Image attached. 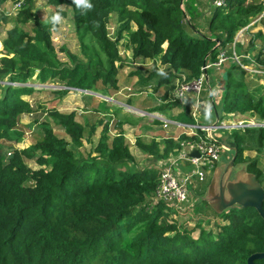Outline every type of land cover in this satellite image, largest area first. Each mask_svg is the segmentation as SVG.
Returning <instances> with one entry per match:
<instances>
[{"label":"trees","instance_id":"trees-1","mask_svg":"<svg viewBox=\"0 0 264 264\" xmlns=\"http://www.w3.org/2000/svg\"><path fill=\"white\" fill-rule=\"evenodd\" d=\"M40 1L55 8L53 14L61 6L70 7L83 52L90 49L85 45L89 39L104 56L96 51L85 63L67 46L57 49L50 23L53 14L48 23L43 21L36 12ZM7 3L11 8L3 10ZM18 3L20 10L13 12ZM92 3L93 9L85 15L72 0H0L4 54L0 59V264H249L251 256L264 253V218L258 211L253 207L231 209L218 216L224 224L210 228L202 227L200 220L195 229L169 220L166 205L152 206L151 201L160 171L128 169L135 159L123 133L110 137L106 126L94 145L95 126L89 124L87 129L75 112L53 108L46 114L68 138L46 124L43 137L31 147L3 151L5 142L19 143L24 137L19 128L22 117L43 107L35 108L29 99L37 92L63 97L70 89L98 93L99 84L118 89L122 63L118 43L123 37L113 40L109 35L113 14L128 35L134 58L151 59L165 67L164 75L157 70L161 86L183 77L196 80L211 66L209 73L221 50H228L241 30L264 15V0H226L224 8H214L212 19L202 29L188 21L184 0ZM61 15L66 17L65 11ZM235 52L254 55L256 63L264 64V32L255 36L246 51L236 43ZM60 54L69 63L61 61ZM247 75L234 61L222 80L224 110L264 121V82ZM54 82L63 89L31 85ZM155 111L163 112V107ZM249 127L230 133L237 163L247 160L246 152L264 151V127ZM188 140L197 138L164 141V156L176 154L174 149ZM84 141L94 145L88 154L80 152ZM137 146L144 154L163 158L161 144L155 140L145 143L139 139ZM29 161L39 169H32ZM248 172L264 187L258 158L250 162ZM199 228L196 238L193 232ZM256 263L264 264V259Z\"/></svg>","mask_w":264,"mask_h":264},{"label":"crops","instance_id":"crops-1","mask_svg":"<svg viewBox=\"0 0 264 264\" xmlns=\"http://www.w3.org/2000/svg\"><path fill=\"white\" fill-rule=\"evenodd\" d=\"M214 0H184L183 9L186 10L188 21L193 20L194 22L202 25V29L206 26V23L210 21L213 17L214 13ZM9 6H12L11 3H7L4 5L3 9L8 10ZM61 9V8H60ZM66 13V12H65ZM264 15H262L260 18L255 19L244 31L243 35H247V31L250 29H254L258 27L259 23L263 21ZM208 25V24H207ZM133 30H136V27L133 26ZM236 44V39H235ZM234 44V46H235ZM243 46V50L246 51L249 47V44H239ZM167 45L164 47L166 48ZM61 48V47H60ZM132 48V46H131ZM133 53V48H132ZM4 56L3 54V44L0 40V59ZM250 56V57H249ZM249 56L243 55L240 56L245 59V61H242L245 65H250L252 61H255L253 58H251V54ZM59 58L61 61L67 63L61 55H59ZM131 58H134V56H131ZM135 59V58H134ZM139 61L144 62H152L154 60L151 59H138ZM233 60H229L225 63L224 67L218 68V67H212L210 70H214L213 77L210 76V73H208L206 78V86L208 88V85L214 84L215 89L213 90L210 86L208 89H210L212 92H217V102L219 104L214 103V96L211 93H208L206 90H204L199 97L197 95H192L187 99L186 104H179L177 106H170L171 104L168 103V97L170 93L172 92L171 88L177 83V79L171 84H163V99L162 97L156 98L158 103L160 105H154L155 101H153V105L151 106L148 104V101L152 99L153 93L150 90V87L153 84V79H151L150 76H148L147 73H144L143 75H137L134 78H127L124 74L127 70V67L122 68L123 73H119L118 79V89H114L110 95L104 96L103 94L96 93L95 95H101L103 99L100 97H95L96 102V108H99L94 114L95 121L93 123H97V128L99 125H101L102 131L105 129L103 127L105 126H113L114 132L116 133L115 136H117L120 133H123L127 141L131 144H136V138H134V134H139V137L144 141L145 143H150L151 141H157L161 144L160 150L161 155H163V160L166 161V165L163 166L164 168L167 167L169 161L175 157L178 156L181 153V146L179 149H174L176 151V154L171 153L169 154L168 158L164 155L165 145L164 141L166 140H173L177 143L180 142V139L184 136L189 137L190 129L189 126L193 125H209L212 123H215L217 120H220V123H225L232 126H238L234 129H241L246 128L248 125L244 123V121L239 122L242 117H245L240 114H232L227 113L224 110L225 105L223 104L224 98H222V95L224 91L221 93H218L220 89H224V83L221 84V80L227 76L228 71L231 69L232 65L234 64ZM165 67H163L164 70ZM123 77V79H122ZM126 81V83H121ZM255 81V79H252ZM129 82V84L127 83ZM223 82V81H222ZM131 84H138V88H141L140 96L136 99L133 98L132 95H128L127 97L122 96V89H125L126 87L122 88V86L130 85ZM129 89V88H128ZM72 91H70L67 95H70ZM82 94V93H80ZM36 95V94H35ZM94 96V94H90ZM34 96V95H33ZM32 96V97H33ZM143 96L146 98L143 101ZM110 99V103H113L116 105V108L111 107L109 109V102L105 99ZM132 98V99H131ZM57 99H60V96H57ZM126 99V101H124ZM212 100V102H211ZM32 102H35V100L31 99ZM37 104V102H35ZM108 103V104H106ZM156 106V107H155ZM158 107H163V112L155 111ZM198 107V112L196 114V117L194 116L195 108ZM76 110V109H74ZM60 111V110H59ZM61 112V111H60ZM169 115L168 117L166 115ZM162 116L164 120L172 121L175 124H169L167 127H165L164 123L159 121L153 116ZM231 117V120H226V116ZM247 115V114H245ZM107 118V119H106ZM109 118V119H108ZM189 119L195 120V123H189ZM240 125H238L239 123ZM92 120H89V124H93ZM233 129H224L220 130L216 133V135L219 136V140L221 143H223L224 146H226L225 150H222V159L219 163H216L212 169H205L206 176L203 181H200L197 177H194L189 184V202L186 204H183L180 208L172 206L168 203H164L167 209V212L169 213V220L173 221L176 220L177 216L186 218H193V216L199 215V219L201 222V226H208L212 227L213 225H222L224 224V221H220L221 218L218 217L221 214L220 213L224 211V209L234 200L237 198L240 194L243 192L250 190V189H257L253 181L249 179L247 174L244 175L242 170L239 169V178L236 180H232L231 178H227V176L223 175L226 174V172H230L228 169L230 166V161L235 155V150L233 145L231 144V131ZM110 135V131H109ZM133 135V139H129V136ZM113 136V137H115ZM110 137H112L110 135ZM140 139V140H141ZM163 141V144L161 143ZM197 141V140H196ZM137 145V144H136ZM138 150V154L133 152V148L131 146V153L135 160H138L143 157L142 161L145 160V155L140 149ZM150 157H153L151 155H148ZM239 164L237 163V166ZM236 166V164H235ZM163 168V170H164ZM193 167L190 163L186 162L183 163L180 168L177 171H174L175 176H187L192 170ZM140 170V169H138ZM161 174V172H160ZM233 185H235L233 187ZM152 204L154 202V198L151 199ZM157 205V204H156ZM153 206V205H152ZM166 210V208H165ZM217 215V217L215 216ZM192 222V221H189ZM188 222V223H189Z\"/></svg>","mask_w":264,"mask_h":264},{"label":"rangeland","instance_id":"rangeland-1","mask_svg":"<svg viewBox=\"0 0 264 264\" xmlns=\"http://www.w3.org/2000/svg\"><path fill=\"white\" fill-rule=\"evenodd\" d=\"M10 8H11V6H9L8 9H10ZM60 8H63V11L66 12V17L63 18L62 24L59 25L58 30L55 31L53 34V40H54V44H55L56 48L59 49L62 46H67L73 53H75L85 63H88V61H89L88 57L92 58L93 53L96 51L101 55V57H103L104 55L100 51V48L96 44H94L93 41H91L89 39L85 40L87 43L85 45L87 47L90 46V49L87 50V53H84L86 51L83 52L84 47L82 48L81 42H80V40L76 34V31H75L73 10L68 6H61ZM5 9H3V10H5ZM17 11H15V12H17ZM36 12L43 21L48 23L50 16L55 12V8L50 7L44 1H40L36 6ZM121 27H122V25L119 21L118 15L113 14L111 16V21H110L109 28H108L109 29V35H110L111 39H113V40L118 39L119 35H122V37H123L122 40L118 43V45H119L118 48H119L120 56L122 59V63H121V65H119V66H121L119 73H123L122 68H125V67H127V70L124 74L126 75L127 78H134L135 76H137L139 74L143 75L144 73H147L148 76H150L151 79H153V84L150 87V90L153 93L152 94L153 97H152V99H150V101H148V104L151 106L156 105V103H157V105H160L158 103V101L156 100V98L162 97L163 86L158 85L160 77H158L159 75L157 73H159V72H157V70L161 71V69H163V67L158 62H155V61H153L152 64H150V62H144L141 60L139 61L138 60L139 58L138 59L131 58V56H133V53H132L131 45L129 43V38H128V35L126 32L123 33L121 31ZM245 30H247V29L245 28V29L241 30L238 33V35L236 36L235 39H236L237 44L244 43L247 45L255 38V36L259 32H261V31L264 32V19H263V21H261L259 23L258 27L254 28V29H250L249 31H247V35L244 36L243 33ZM258 47L261 48L262 46L259 45ZM225 52H226L227 56L232 57L233 53L235 52L234 44ZM60 55H61V57H63V59H65L67 61V63H69L66 55H64V54H60ZM252 58L254 59V55L252 56ZM243 59L244 58H242L240 56H238V58H237L238 62H241V63H242ZM252 63H254V64L245 65L242 63V65H243L242 68L243 69L245 68L244 70L251 72V73H248L247 77L249 79H255V81H258V83L264 82V77L260 78L258 76H255L254 74H252V73H257V71L262 70V69H260V70L254 69V66H257V65L264 66V64L256 63L255 61H252ZM209 73H210V76L213 77L214 70H210ZM257 75L262 76V75H264V73H262V74L257 73ZM122 79H123V77H122ZM121 83L122 84L126 83V81L123 80V82H121ZM127 83L129 84V82H127ZM221 84H223L222 80H221ZM31 85H34L36 88H39V89H47V90H49V89H55V90L61 89L62 90L63 89V87H61L57 82L47 83L44 85H41L39 83H35V84L31 83ZM210 86L212 87L213 90L215 89L214 84L211 83ZM210 86L208 85V88ZM124 87H126V88L122 89V91H121L122 96L127 97L128 95H132L133 93H135L133 95L134 99H136L140 96V93H141L140 89L141 88H138V84H131L130 83V85L122 86V88H124ZM208 88L206 87L205 90L207 92L209 91L208 93H211L212 91ZM97 89H98L99 94H104V92H107V95H104L105 97L110 95L111 92L114 90V89H106L103 84H99ZM70 91H72L70 93V95L60 97V99H57V95H53L49 91L37 92L36 95L29 98L30 100L33 99V100H35V102H37L35 108L40 106V105H43V107L40 108V110H38L39 109L38 108L37 109L38 111H36L33 115L27 114V115H24L22 117L20 124H19V128L22 132H24V137L19 141V143L5 142L3 144V147H4L3 151L7 154L11 150H13V148L27 149V148L31 147L32 145H34L36 142H38L43 137L44 126L46 124L51 125L54 128V130H56L57 135H59L60 137L68 138L66 136V134L64 133V131L62 129L56 128L54 126L52 120L47 116L46 113H47L48 109L57 108L62 113H66V114L75 112L77 114L78 121L82 125H85L88 129L89 120H92V123L95 121L94 114H96L97 110L99 109V108H96L97 107L96 106L97 101L95 100V97H100L101 99H103V97L101 95L97 96V95H95L96 94L95 92H90V91L81 92V91L76 90V89H70ZM222 91H224V89L221 88L218 93H221ZM80 93H82V94H80ZM215 93H217V92L211 93L214 96V103L219 104V102H217V100H218L216 97L217 94H215ZM222 93H223L222 98H224L225 92H222ZM90 94H94V96H92ZM145 98L146 97L143 96V101ZM153 99L156 100L154 105L152 104L154 101ZM105 100H107L109 102V109L111 107H113V108L117 107L113 103H110V99L106 98ZM124 101H126V99ZM211 102H212V100H211ZM106 104H108V103H106ZM74 109H76V110H74ZM166 116L168 117L169 115L167 114ZM243 116H245V117H242V119L239 122L244 121V123L246 125L250 126L249 128L264 127V121H261V120L257 119L256 117L251 116L250 114L243 115ZM153 117H155L159 121L163 122L162 116L156 115ZM231 119L232 118L229 117L228 115L226 116V120H231ZM96 124L95 123L91 124V125L95 126V128H96V132L93 135V139H92L94 145L98 144V142L101 138L102 132H103L101 129L102 126L99 125L97 128ZM238 125H240V123ZM248 126H247V128H248ZM103 128H106V126ZM107 128L110 131V135L112 137L116 135V133L114 132L113 126H111V127L107 126ZM134 138H136V140L141 139L139 137V134H134ZM129 139H133V135H130ZM161 143L163 144V141ZM129 144H130V147L132 146L133 152L138 154L139 152L137 149H139V147L136 145L137 141H136V144L135 143H133V144L129 143ZM94 145H89L86 141H84L83 147L80 148V152L82 154H88ZM262 152L260 154H258L256 152H246L244 154V157L247 158V160H245L244 162H239L238 168L242 171L247 170L250 162L253 161V159L258 158L259 163H260V167L264 170V151H262ZM142 159H143V157L138 159V160H135L133 163H131L128 166V169H130V170H138V169H140V170H154V169H156L162 173L163 168H164L163 166L166 165V161H164L162 157L157 158L156 156L150 157L148 155H145V160L142 161ZM28 163L32 169H35V170L39 169V166L35 162L29 161ZM157 204H159V203H157ZM183 216L184 217H180V216L176 215L177 220H179L181 225L187 224L189 221H192V222H189L187 225L189 227H191L192 229H195L196 227H198L197 222L200 220L199 217H196L194 215L192 220H191V218H189V217L186 218L185 215H183ZM220 221H222V219ZM204 228H210V227L204 226ZM200 233H201V230L199 228L195 232H193V236L196 238H199Z\"/></svg>","mask_w":264,"mask_h":264},{"label":"built area","instance_id":"built-area-1","mask_svg":"<svg viewBox=\"0 0 264 264\" xmlns=\"http://www.w3.org/2000/svg\"><path fill=\"white\" fill-rule=\"evenodd\" d=\"M214 8H224L226 6V0H214ZM21 8V3L16 4L13 7V12ZM227 50H221V53L218 57L217 63L213 66L222 68L226 62L229 60L236 61L241 67H243L241 62H238V55L234 52L232 57L227 56ZM244 64V63H243ZM254 64V63H251ZM211 66L205 68L209 69ZM264 66H254V69L260 70L257 73H264ZM204 69V70H205ZM245 69V68H244ZM246 71V70H245ZM247 73H251L246 71ZM257 73H252L255 76L263 78L264 75L260 76ZM206 78L204 73L196 80L186 81L185 77L179 79L175 84L174 89L168 97V103L171 105L174 104H186L187 99L192 95H197L199 97L201 93L206 88ZM198 112V107L195 108L194 116ZM165 127L169 124H175L172 121H167L162 119ZM190 133L189 137L197 138V141H183L180 143L181 153L178 156L173 157L166 168L160 176V181L158 189L156 191L153 206L157 203H168L172 206L181 207L183 204L189 202V184L190 181L197 177L200 181H203L206 176L205 169H212L213 166L220 160L222 154V148L215 141L211 140L207 135V129L202 125H193L189 126ZM203 133L204 136L199 135ZM213 132H216V129H213ZM199 151L200 157H192L190 154L193 151ZM190 163L193 167L187 176L179 177L175 176L174 171H177L183 163Z\"/></svg>","mask_w":264,"mask_h":264},{"label":"water","instance_id":"water-1","mask_svg":"<svg viewBox=\"0 0 264 264\" xmlns=\"http://www.w3.org/2000/svg\"><path fill=\"white\" fill-rule=\"evenodd\" d=\"M208 74L207 70L205 69L204 75L206 76ZM78 90V89H76ZM81 92H86V91H82L79 90ZM207 129L206 135L213 141H215L218 145L221 146L222 150L226 149V146L223 145V143H221V141L219 140V136L216 135L217 132H219L220 130H228V129H234L237 128L238 126H232V125H228L225 123H220V120L216 121L215 123L209 124V125H202ZM216 129V132H213V129ZM235 150V155L234 157L231 159L230 161V166H229V170L230 172H226V174L223 175L227 176V178H231L232 180H236L239 178V168L236 165V157H237V152L236 149ZM192 157H200V153L199 151L195 150L190 154ZM222 159V155L220 157V160L217 162L219 163ZM237 164V163H236ZM245 174H247V176L249 177V179L251 181H253V183L255 184L257 189H250L247 190L245 192H243L242 194H240L237 198H235L234 200H232V202L224 209V211L220 212H227L231 209H243V208H247V207H253L255 208L258 213L264 218V187L257 181V178L254 174L249 173L248 172V168L247 170H243L242 171ZM235 185H233L234 187ZM264 259V253H257L253 256H251L248 260L249 264H257L256 262L258 260H262Z\"/></svg>","mask_w":264,"mask_h":264},{"label":"clouds","instance_id":"clouds-1","mask_svg":"<svg viewBox=\"0 0 264 264\" xmlns=\"http://www.w3.org/2000/svg\"><path fill=\"white\" fill-rule=\"evenodd\" d=\"M72 3L81 12V14L86 15L88 11L93 9L92 0H72ZM62 11L63 8H61V11H58L51 16L50 23L52 24L53 31H57V26L63 22V17L61 15ZM161 75H164L163 71H161Z\"/></svg>","mask_w":264,"mask_h":264}]
</instances>
